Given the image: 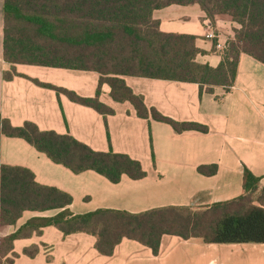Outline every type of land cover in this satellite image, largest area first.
Masks as SVG:
<instances>
[{
	"label": "crops",
	"instance_id": "1",
	"mask_svg": "<svg viewBox=\"0 0 264 264\" xmlns=\"http://www.w3.org/2000/svg\"><path fill=\"white\" fill-rule=\"evenodd\" d=\"M4 0H0V115L13 126L26 122L42 131L69 135L95 151L127 154L138 160L147 177L124 176L114 184L95 171L75 174L21 138L2 136L0 163L30 170L35 181L72 197L70 210L85 214L98 209L141 213L165 206L200 208L236 198L244 193V168L261 178L264 186V64L242 54L234 86L229 92L215 88L200 95L195 83L139 77H124L148 108L180 123H197L207 132H176L169 124L137 116L133 106L117 103L103 87L100 100L114 113L106 117L91 107L73 102L64 93L35 83L93 98L98 73L18 64L21 76L7 81L4 60ZM153 17L165 33L193 35L202 51L197 62L217 67L223 54L216 41L206 37L207 27L227 45L239 25L228 15H218L214 25L197 4L171 5L156 10ZM218 167L215 175L201 174L203 166ZM58 210L25 211L14 225L0 228V237L16 233L29 220L52 217ZM32 231L14 242V264H264L263 244H206L165 235L158 255L139 242L124 239L113 256L101 255L96 238L86 233L65 236L57 228Z\"/></svg>",
	"mask_w": 264,
	"mask_h": 264
},
{
	"label": "trees",
	"instance_id": "2",
	"mask_svg": "<svg viewBox=\"0 0 264 264\" xmlns=\"http://www.w3.org/2000/svg\"><path fill=\"white\" fill-rule=\"evenodd\" d=\"M194 4L213 25L218 15H228L239 25L217 67L197 62L202 51L195 36L165 33L153 17L156 10L171 5ZM3 11L4 60L9 65L3 72L5 80L21 76L18 64L95 72L100 79L93 98L33 81L105 117L114 113L100 100L107 86L113 101L128 102L138 117L169 124L179 133L208 129L197 123L177 122L148 108L143 96L136 95L124 77L195 83L202 95L215 88L231 90L242 54L264 64V0H4ZM2 136L25 140L75 174L95 171L114 184L124 176L132 180L147 177L142 164L127 154L113 149L95 151L69 135L42 131L31 122L15 127L0 115V141ZM199 172L212 176L218 167L203 166ZM243 188L244 193L236 198L200 208L165 206L141 213L98 209L75 214L70 210L69 194L37 183L26 168L0 163V228L16 224L25 211L58 210L52 217L33 218L16 233L0 237V264H14L9 254L15 256L17 239L30 236L34 230L42 234L48 226L65 236H94L96 250L108 257L124 239L139 242L158 255L165 235L199 239L206 244H263L264 186L246 167Z\"/></svg>",
	"mask_w": 264,
	"mask_h": 264
},
{
	"label": "built area",
	"instance_id": "3",
	"mask_svg": "<svg viewBox=\"0 0 264 264\" xmlns=\"http://www.w3.org/2000/svg\"><path fill=\"white\" fill-rule=\"evenodd\" d=\"M206 37L212 41H216V49L223 52L226 48L225 45H223L221 42H219V35L216 33V31L210 27H207V33Z\"/></svg>",
	"mask_w": 264,
	"mask_h": 264
},
{
	"label": "water",
	"instance_id": "4",
	"mask_svg": "<svg viewBox=\"0 0 264 264\" xmlns=\"http://www.w3.org/2000/svg\"><path fill=\"white\" fill-rule=\"evenodd\" d=\"M209 23L212 24V22L209 20Z\"/></svg>",
	"mask_w": 264,
	"mask_h": 264
}]
</instances>
